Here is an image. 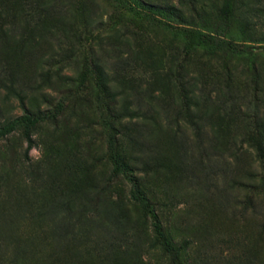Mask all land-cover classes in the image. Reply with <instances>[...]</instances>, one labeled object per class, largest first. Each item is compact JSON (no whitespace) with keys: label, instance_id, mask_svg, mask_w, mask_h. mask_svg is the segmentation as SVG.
<instances>
[{"label":"rangeland","instance_id":"rangeland-1","mask_svg":"<svg viewBox=\"0 0 264 264\" xmlns=\"http://www.w3.org/2000/svg\"><path fill=\"white\" fill-rule=\"evenodd\" d=\"M14 12L0 264H264V0H0Z\"/></svg>","mask_w":264,"mask_h":264},{"label":"trees","instance_id":"trees-1","mask_svg":"<svg viewBox=\"0 0 264 264\" xmlns=\"http://www.w3.org/2000/svg\"><path fill=\"white\" fill-rule=\"evenodd\" d=\"M32 0H26V2H30ZM50 3V1H49ZM46 4L40 5L41 8L45 9L46 8ZM0 30L2 32V36L4 39L9 40L10 38L12 39V34H11V26H21L25 23V18H26V13H20V12H14L13 14H11V17L9 18L10 21L6 20V16L4 14H0ZM121 31L119 29L115 30L114 32V39L116 41L119 42V37L121 36ZM14 41V39H13ZM16 41V40H15ZM126 41V39H125ZM17 42V41H16ZM128 44H130L129 40L126 41ZM26 45V43H24ZM134 51V50H133ZM135 52V51H134ZM134 59L138 60V59H142L140 54L135 52L134 53ZM166 79L169 80V77L166 75ZM111 84H115L114 82H110ZM110 83L105 82L106 85V91L107 94L109 96V99H114L117 98L118 94L115 92L116 91V87L110 85ZM180 90L182 92L181 94V98L182 101L184 102V109L190 113L191 115H196V113L199 111V107L202 104V101L199 100L200 96L197 94V88L195 86V83H193L192 86H187L186 88H184L183 86L180 87ZM176 98V97H175ZM156 102V101H155ZM23 108V106H22ZM130 108V107H128ZM203 111H204V118H208V120H210V115L208 114V111L211 109L209 108L208 105H203ZM24 110V109H23ZM138 112L139 110L136 109ZM25 114L26 111L24 110ZM210 133H212V136L215 137V147L217 148V150H219V146H218V142L220 141V137H218V131L217 128L210 122ZM2 135V129H0V136ZM26 139L28 142H30L29 136L26 135ZM232 145L234 146V149L231 150V155L234 156V152H235V148L237 147V145L234 143V141L232 142ZM250 186V185H248ZM129 197L130 200L136 204H138L141 208L142 214L146 217L149 218L151 221V226H152V230L155 233V236L157 237V239L159 240V243L162 247V249L167 252V253H172V251H174V245L170 242V239L167 238L162 229L161 226L156 218V215L154 214V211L152 209V207L150 206V204L147 202V200L138 192V189L136 187V185L134 186V189H132L129 192Z\"/></svg>","mask_w":264,"mask_h":264}]
</instances>
